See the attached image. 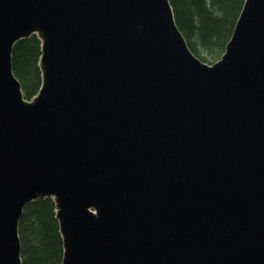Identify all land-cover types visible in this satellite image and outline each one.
Returning a JSON list of instances; mask_svg holds the SVG:
<instances>
[{
	"label": "water",
	"instance_id": "water-1",
	"mask_svg": "<svg viewBox=\"0 0 264 264\" xmlns=\"http://www.w3.org/2000/svg\"><path fill=\"white\" fill-rule=\"evenodd\" d=\"M220 58L169 0H0V264L50 196L61 264H264V0ZM36 33L25 98L14 43Z\"/></svg>",
	"mask_w": 264,
	"mask_h": 264
},
{
	"label": "trees",
	"instance_id": "trees-1",
	"mask_svg": "<svg viewBox=\"0 0 264 264\" xmlns=\"http://www.w3.org/2000/svg\"><path fill=\"white\" fill-rule=\"evenodd\" d=\"M245 0H169L175 23L186 44L199 59L210 63L222 55ZM42 41L36 33L17 40L12 48V72L25 98L41 86L39 59ZM18 221L20 264H61L62 235L50 196L24 205Z\"/></svg>",
	"mask_w": 264,
	"mask_h": 264
}]
</instances>
